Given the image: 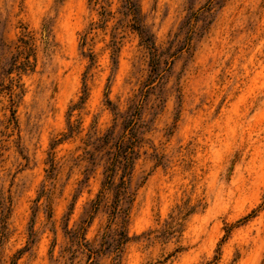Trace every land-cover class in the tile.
I'll use <instances>...</instances> for the list:
<instances>
[{
    "label": "rangeland",
    "instance_id": "374dc122",
    "mask_svg": "<svg viewBox=\"0 0 264 264\" xmlns=\"http://www.w3.org/2000/svg\"><path fill=\"white\" fill-rule=\"evenodd\" d=\"M0 264H264V0H0Z\"/></svg>",
    "mask_w": 264,
    "mask_h": 264
}]
</instances>
